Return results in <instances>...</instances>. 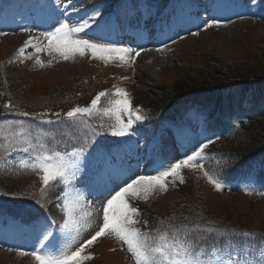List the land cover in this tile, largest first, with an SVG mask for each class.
<instances>
[{
    "label": "rangeland",
    "instance_id": "rangeland-1",
    "mask_svg": "<svg viewBox=\"0 0 264 264\" xmlns=\"http://www.w3.org/2000/svg\"><path fill=\"white\" fill-rule=\"evenodd\" d=\"M90 1L53 0L54 4L59 2L60 9L65 8L66 3L72 7H69V11H57L58 21L47 31H54L60 23L80 24L87 21L91 26L90 23L95 22L92 20L93 14L97 11ZM212 1L215 2V0ZM249 1L251 4L248 6L242 0H224L229 8L234 5L237 11L225 10L222 6L215 5L216 13L207 11L204 17H199L194 22L186 21V19L181 21V28L161 37L165 39V43L157 41L156 34L151 40L157 43L152 42L144 47H137L128 41L122 43L95 38L92 35L94 33L88 32V28L77 34L76 38L79 39H89L98 44L135 50L126 58V62H121L119 59H110L105 62L92 57L90 52H86L83 56L79 54L70 56L65 60L58 54L48 51V40L41 32H30L31 28L28 25L33 16L38 14L37 10L44 4H48L46 0H0V112H2L0 115V168L2 171L6 169L10 172L15 169L26 171L22 176L14 174L15 172H8L7 175L0 174L1 183L2 180L10 182V188L0 184V215L2 214L0 238L3 235L2 227L6 229L15 225V219L18 218L16 214L30 216L28 220H34L32 224L38 223L40 227L45 223L47 231L51 233L50 236H43L45 240L41 248L32 251L19 249L8 237L0 239V264H37L31 255L33 251L49 252L52 255H59L63 251H75L84 243L81 242V238L86 240L94 233V231H88L77 239L73 237L69 243L61 242L59 232L62 229L58 227V231H55L50 224L54 218L63 221L62 214L59 212L62 207L61 204L58 205L57 198H54L52 202L56 207V213L51 216L52 222L47 217L48 214L42 215L44 221H38L39 216L31 214L38 209L36 206L45 204L48 200L51 187L42 196V173L21 166V161L31 163L36 153L26 154L20 150L24 146L16 135L20 125L32 130L33 143L37 148L40 143H46L51 150L65 152L71 151L73 147L86 146V153L79 165L81 171L76 180L70 182L77 188L81 183V176L92 171L100 158L105 160L107 149L103 151L98 148L101 144H110L114 139L126 142L130 133H133L135 140L129 142L125 150L131 151L138 149L139 145L143 146L138 143V139L142 138L139 132L134 130V125L142 126L144 130L147 129L146 132L150 129L147 125L148 121H145L142 115H147L146 109H150L147 106L146 97H153L152 90L155 86L168 87L175 83L178 72L196 76L199 71L206 70H215L212 73L220 77V82H228L226 75L222 72L228 66H243L252 62L256 63V60L264 65V0ZM61 2H65L63 7ZM184 2L196 3L197 0H170L168 9L166 8L161 20L160 15L153 14L156 11L148 0H131V3H127L131 9V15L136 9V14L143 21L144 15L147 17L148 14H152L153 26L158 27L161 23L163 31L166 32V14L171 10V6L179 10ZM178 13L179 11L174 12L172 16L175 17ZM196 16L191 15L192 18ZM171 19L169 22H172ZM14 28L17 29L14 30ZM97 31L94 32L97 33ZM21 48L23 53L19 51ZM137 52L139 55L136 54ZM131 57L135 59L132 60ZM37 59L43 63V66L37 64ZM260 80L261 78H256L247 81L258 83ZM262 83L260 81V84ZM116 88L128 93L133 111L131 117L127 113L121 116L124 123H127L130 118L133 121L131 128L124 136L111 134L112 126L116 124V115L119 114L112 112L105 114L107 109L112 108L111 101L118 98L113 95ZM215 90L223 96L220 92L221 88L215 87ZM5 91L7 95L4 94ZM100 92H106L107 95L101 98L96 107L91 108L90 114L71 118L72 127H69L67 123H61V121L70 120L66 117V113L72 108L90 107L92 99ZM226 93L230 94L232 91ZM237 99L238 95L233 94L234 103ZM224 103L227 104L225 99L223 105ZM5 105L9 107L6 108ZM184 109L185 107L177 114L183 113ZM22 113H28V115L25 116ZM57 113L59 116L56 115ZM191 113L183 116L182 128L164 125V134L170 132L174 140L183 141L184 139L186 145L175 159L176 154L173 155L171 162L164 164L160 172L165 171L172 163L191 155L202 144L207 145L210 137L203 139L196 135V131L201 128V122L198 123L199 120H196V117L191 118ZM38 114H43V119H40ZM136 115L142 118L136 120ZM224 122L226 123V120ZM234 124H236L235 121ZM148 143L154 145V139ZM119 148L121 147L109 148L114 159L121 154L118 153ZM209 149L211 148H204L198 158L197 163L202 165V168L181 169L183 182L178 177L169 176L166 178V190L153 191L147 200L129 198L131 205L140 209L139 215L134 217L138 221L135 227L155 235L156 229L169 228L168 219L171 213H179L178 210L183 208L181 220L195 222L194 231L207 236V230H213L212 238L207 245L216 241L218 247L224 252H230L233 260H240L241 264H264V184L255 182V171L262 167L260 164L264 163L262 162L264 156L256 158V162L248 167L240 166L238 160L234 161L228 173L234 172L238 179L228 183L224 175L219 176L215 166L218 160L211 156ZM174 152L176 149L171 154ZM98 153L101 155H97ZM153 153L150 157L153 155L158 159ZM150 157H148L150 162H160ZM143 165H145L144 162ZM205 171L219 179L222 184L221 190H216L215 186L208 182L204 176ZM160 172L158 169L150 175L143 176H157ZM108 175L110 174H106ZM232 185H236V192L226 193L224 190ZM3 187L9 190H4ZM182 197H188L186 198L187 206L183 207L180 204L179 198ZM222 207L228 208L227 215L231 216L229 220L233 223L232 225L238 226L232 228L231 232L219 229L222 228L220 226L222 224L216 218L223 219V212L218 210ZM102 222L101 218L99 226ZM213 223H217L216 226H213ZM224 224L227 226L226 223ZM38 229L39 227H36L37 231ZM28 231L31 233L30 225ZM81 233V231L74 232V235L77 237ZM245 233L248 235H244ZM207 245L205 250L209 255L204 256L203 259H215L211 256L215 249ZM81 255L91 257L82 260L81 264H135L131 253L127 251V246L112 236L99 237L91 245H85Z\"/></svg>",
    "mask_w": 264,
    "mask_h": 264
},
{
    "label": "snow or ice",
    "instance_id": "snow-or-ice-1",
    "mask_svg": "<svg viewBox=\"0 0 264 264\" xmlns=\"http://www.w3.org/2000/svg\"><path fill=\"white\" fill-rule=\"evenodd\" d=\"M211 23H215V21H211ZM88 27L87 21L80 24L60 23L54 31H47L42 35L48 40V51L58 54L65 60L70 56L77 54L83 56L86 52H90L92 57L102 59L105 62L110 59H119L121 62H126L129 54L135 51L127 47H115L94 43L89 39L76 38L77 34ZM19 51L23 53V48ZM136 54L139 55V52ZM131 59L134 60L135 57H131ZM36 62L43 66L39 59ZM106 95V92L98 93L92 99L90 107L72 108L66 113V117L70 120L61 121V123H67L69 127H72L71 118H75L77 115L90 114L91 108L96 107L101 98ZM113 95L118 98L111 101L112 108L107 109L105 114H108V112L119 114L116 115V124L112 126L111 134L113 136H124L131 128L133 121L130 118L127 123H124L121 116L127 113L131 117L133 111L127 92L116 88ZM5 107L9 106L5 105ZM22 115L27 116L28 113H22ZM38 115L40 119H43V114ZM56 115L59 116V113ZM141 118L139 115L135 116L136 120ZM16 135L19 137L20 143L24 145L20 150L26 154L29 152L36 153L31 163L21 161V166L42 173V196L45 195L48 188L54 186L53 182L62 183L65 185V189H68L70 182L76 180L81 171L80 161L86 153L85 145L73 147L71 151L65 152L51 150L46 143H40L37 148L33 143L32 130L24 128L23 125H20ZM206 147V144H202L191 155L172 163L169 168L160 172L157 176H137L130 182H125L122 187H119L118 191L110 194V198L103 204V222L100 224L99 230L95 231L90 239L84 241L75 251H63L59 255L33 251L31 253L32 257L37 264H81L82 260L91 258L90 256L81 255L85 245H91L99 237L112 236L127 246V251L131 253L135 264H241L240 260H233L230 252H224L222 248L218 247L216 241L211 245H207V241L213 235L212 229L207 230V236L201 235L199 231L187 230L181 235L180 229H173L172 226H169L168 229H156L155 235H152L135 227L138 221L134 217L139 215V210L131 205L129 198L147 200L153 191L157 189L166 190V178L169 176L178 177L183 182L181 169L185 167L202 168L203 166L198 164L197 161ZM204 176L210 184L215 186L216 190L222 189V184L215 175L205 171ZM57 199L62 200L61 207L64 213L63 223L60 225L62 230L79 233L81 228L91 227L87 220L91 213L79 212L77 209L79 193L62 191ZM53 223H56V221H53ZM42 227L44 228V236H50L51 233L47 231V225ZM244 235L247 236L248 234L245 233ZM206 245L215 249L211 253V256L215 259H203L204 256L209 255L205 250Z\"/></svg>",
    "mask_w": 264,
    "mask_h": 264
},
{
    "label": "trees",
    "instance_id": "trees-1",
    "mask_svg": "<svg viewBox=\"0 0 264 264\" xmlns=\"http://www.w3.org/2000/svg\"><path fill=\"white\" fill-rule=\"evenodd\" d=\"M111 1L113 0H104V2L107 3ZM162 1L163 4L166 2V0ZM225 69L226 70L222 72L226 75L225 78L228 82H224L223 80V82H220V77H217L212 73L215 70H206L205 72L199 71L196 76L178 72V78L175 80V83L170 84L168 87H154L152 90L153 97H146V101L148 102L147 106H149L150 109H146L147 115H142L145 117V121H148L150 124L156 122L159 115L165 116V114L172 110V108L174 112H176L175 108L179 110L178 108L181 107L184 104L183 102L188 99H192L198 104L203 105L202 107L206 110V112L210 116H214L212 123L208 124L209 130L219 133L221 136L224 134L225 136L224 138L220 137L213 140L209 152L219 161L215 164L219 176L220 174H227L231 165L233 166L232 163L234 161L246 159L247 157L260 151L264 152V103L261 102L264 98L262 97V95H264V90H256L257 96L254 98L256 111L261 113V117L250 123L246 121L242 122L240 119L236 118V122L239 123L233 125L235 120L233 115H238L240 112L245 110V108L241 105L243 92H246L251 87L258 85L260 81L264 82V65L260 64V62L256 60V63L252 62L243 66H228ZM256 78H261V80L258 83L247 81L248 79L251 80ZM262 86H264V84ZM215 87L221 88L220 92L223 93V96L220 95L217 90L214 91ZM228 91H232V93L227 94L226 92ZM4 94L7 95V92L5 91ZM224 94H226V98ZM233 94L238 95V99L235 101L236 103L233 102ZM224 99L227 102V104L224 103V105L226 104L225 108L223 105ZM1 113L2 112H0V115ZM213 113L215 115H213ZM224 120H226V123ZM242 123H244L243 127ZM252 123L254 124L252 125ZM8 172H15L14 174L18 176L25 175L26 173V171H20L19 169H15L10 172V170L6 169H3L2 171L0 168V174L4 173L7 175ZM2 181L3 182H0V184L10 188V182L5 180ZM53 185L54 186L51 187V193L48 195V200L45 204L43 203L36 206L50 216H53L56 213V207L52 202L54 201V198L60 196L63 188V184L59 182H53ZM4 190L9 189L5 188ZM186 198L188 197L179 198L180 204H182L183 207L188 205ZM182 209L178 210L179 213H171L168 219V226H172L173 229H180L181 235H183L185 230L194 231L193 226L195 224V222L181 220L183 213L181 211ZM218 210L223 212V219H220L219 217L216 218L217 221L222 224L220 225L222 228L219 229H224L225 232H231L232 228L238 227L236 224L232 225L233 223L229 220L231 216L227 215L228 208L222 207ZM224 223H226L227 226H225ZM216 224L217 223H213L212 225L216 226ZM207 242H210V240Z\"/></svg>",
    "mask_w": 264,
    "mask_h": 264
},
{
    "label": "bare ground",
    "instance_id": "bare-ground-1",
    "mask_svg": "<svg viewBox=\"0 0 264 264\" xmlns=\"http://www.w3.org/2000/svg\"><path fill=\"white\" fill-rule=\"evenodd\" d=\"M135 23H137V22L135 21ZM147 23H148V24H147ZM147 23H146V25L148 26V25H149V22H147ZM95 218H98V216H95Z\"/></svg>",
    "mask_w": 264,
    "mask_h": 264
}]
</instances>
